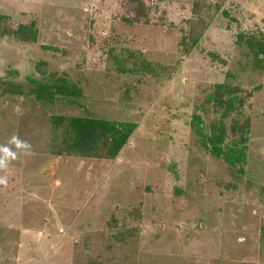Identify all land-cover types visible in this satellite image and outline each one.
I'll return each mask as SVG.
<instances>
[{
	"label": "rangeland",
	"instance_id": "obj_1",
	"mask_svg": "<svg viewBox=\"0 0 264 264\" xmlns=\"http://www.w3.org/2000/svg\"><path fill=\"white\" fill-rule=\"evenodd\" d=\"M0 14L38 30L35 42L0 35V144L32 145L0 170V264H264V66L235 43L264 38V0H0ZM127 50L157 75L121 71ZM52 75L79 88L77 104L35 98L29 78ZM226 81L251 90L243 173L190 125ZM205 108L208 132L218 113ZM52 115L136 127L114 158L56 154Z\"/></svg>",
	"mask_w": 264,
	"mask_h": 264
},
{
	"label": "trees",
	"instance_id": "obj_2",
	"mask_svg": "<svg viewBox=\"0 0 264 264\" xmlns=\"http://www.w3.org/2000/svg\"><path fill=\"white\" fill-rule=\"evenodd\" d=\"M6 15L0 14V35H12L14 39L23 42H35L38 30L34 20L28 23H20L15 28H8L5 24ZM132 22V19L131 21ZM185 36V35H184ZM181 36L179 41L182 52L187 51V38ZM196 44V38L192 39ZM235 43L244 47L246 55L251 57L254 68L262 69L264 66V38L246 36L238 33ZM52 48L51 46H45ZM185 49V50H184ZM132 65L126 67V62ZM116 64L121 71L137 74L157 75L156 66L146 59L142 51H126L124 56L116 59ZM163 69V68H162ZM35 85L30 92L42 103L64 100L70 104H77L82 97L79 88L65 78L52 75L46 81H36L29 78ZM7 92H21V85H13L6 88ZM251 96V90H243L238 85L229 82L214 84L212 90L205 95L199 110L191 114L190 125L194 132L200 137L201 144L208 153L216 158L222 159L231 168L243 173V166L247 162V143L250 132V119L244 114V108ZM215 109L218 117L211 119L208 132L205 129L203 116L205 105ZM229 119V122H227ZM51 124L54 129L62 126L61 143L63 147L55 151L56 154L66 152L68 154L96 155L94 151L102 147L103 154L114 158L121 148L127 143L136 125L133 123L113 121L99 117L72 116L65 119L58 115L51 116ZM229 130V131H228ZM228 132L231 134L229 137Z\"/></svg>",
	"mask_w": 264,
	"mask_h": 264
},
{
	"label": "clouds",
	"instance_id": "obj_3",
	"mask_svg": "<svg viewBox=\"0 0 264 264\" xmlns=\"http://www.w3.org/2000/svg\"><path fill=\"white\" fill-rule=\"evenodd\" d=\"M32 145L29 141L21 139L19 135H13L5 144H0V170L7 169L10 162L19 158L22 152L25 155L31 153ZM8 177L0 176V186H7Z\"/></svg>",
	"mask_w": 264,
	"mask_h": 264
}]
</instances>
